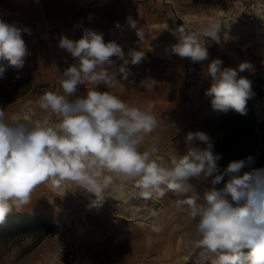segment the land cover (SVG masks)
Returning <instances> with one entry per match:
<instances>
[{
	"label": "rangeland",
	"instance_id": "rangeland-1",
	"mask_svg": "<svg viewBox=\"0 0 264 264\" xmlns=\"http://www.w3.org/2000/svg\"><path fill=\"white\" fill-rule=\"evenodd\" d=\"M251 1L258 2L254 11L246 8ZM128 17L142 29V40L127 23ZM0 20L29 30L22 32L28 50L23 67L0 60L4 68L0 73V109L9 122L22 119L34 124L45 115L59 122L58 116L43 113L38 101L49 91L63 94L58 79L65 68L77 61L59 47V39L63 36L78 40L86 29L103 34L106 43L115 41L121 45L126 59L130 50L144 52L139 64L127 65V79L117 72L113 87L101 84L97 89L110 91L156 117L158 127L141 143L140 150L149 146L152 137L157 138L161 163L167 164L175 154H185L190 146L205 148L206 144L199 140L186 142L188 132L202 131L209 139H221L227 134L224 129L209 128L203 123L207 117L222 113L212 109L211 97L205 94L213 83L208 73L213 60L222 61V70L235 69L238 77L251 81L253 112L256 117L264 113V0H0ZM210 20L221 24L220 41L204 38L208 59L198 62L201 84L192 85L185 77L189 58L171 50L178 43L174 32L182 25L196 30ZM112 60L116 69L123 64L116 57ZM243 62H248L251 69L239 71ZM149 80L155 84L146 88L142 82ZM93 87L80 85L69 98L84 96ZM190 89L197 94L195 110L188 102ZM249 137L256 141L249 164L264 166V129L257 125L254 132L233 135L237 142L213 146L214 154L221 156L217 163L242 160L236 155ZM227 180L226 176L213 186L211 177L191 178V191L186 194L169 191L163 197L145 199L133 183L121 188L122 180L114 177V184L104 192L106 200L99 206H92L93 194L74 188L71 182H61L58 187L52 181L40 183L32 192L31 202L11 213L39 215L52 221L57 231L46 234L33 247V238L27 234L9 238L0 235V264H52L58 256L56 245L71 241L80 244L83 257L93 264H204L205 259L211 264L212 254L204 257L202 250L192 247L195 222L176 207V201L187 196H197L202 201L206 191L222 189ZM114 189L124 190L126 195L114 198L110 204L108 199Z\"/></svg>",
	"mask_w": 264,
	"mask_h": 264
},
{
	"label": "clouds",
	"instance_id": "clouds-1",
	"mask_svg": "<svg viewBox=\"0 0 264 264\" xmlns=\"http://www.w3.org/2000/svg\"><path fill=\"white\" fill-rule=\"evenodd\" d=\"M127 23L142 40L137 21L128 17ZM28 31L0 20V60L23 67L28 50L22 32ZM220 31L221 24L214 20L196 30L182 25L174 32L178 43L171 50L193 62L204 61L208 59L204 38L219 43ZM59 47L77 62L65 68L58 79L63 94L49 91L38 101L39 109L58 116L59 122L46 115L34 124L22 119L9 122L0 109V224L13 209L19 211L28 205L34 188L46 181L57 187L61 182H71L74 188L93 194L92 206H99L114 177L122 180L121 188L133 183L143 198L150 199L169 191L190 192L191 178L211 177L214 186L227 176L224 187L206 191L202 201L197 196L176 201V207L195 222L196 238L191 245L202 250L204 257L212 254L211 264H264V169L239 175L246 162H252L249 156L230 162L220 172L217 161L221 156L214 154L209 137L202 131L188 132L185 139L189 144L199 140L207 147L190 146L185 154H175L167 164L161 163L157 138L152 137L149 146L140 150L141 143L158 127L156 117L110 91L97 89L101 84L113 87L117 72L127 79V65L139 64L144 52L130 50L126 59L121 45L106 43L103 34L88 29L78 40L62 36ZM112 57L123 61L118 69ZM221 64L216 59L208 65L213 83L205 94L211 97L214 111L226 113L231 109L244 115L252 93L251 81L238 77L235 69L222 70ZM251 67L248 62L238 66L241 72ZM3 71L0 67V73ZM142 83L146 88L155 84L151 80ZM85 84L94 87L84 96L69 98Z\"/></svg>",
	"mask_w": 264,
	"mask_h": 264
},
{
	"label": "trees",
	"instance_id": "trees-1",
	"mask_svg": "<svg viewBox=\"0 0 264 264\" xmlns=\"http://www.w3.org/2000/svg\"><path fill=\"white\" fill-rule=\"evenodd\" d=\"M250 101L251 97L247 101L246 114L244 115H241L230 109L226 113H217L213 116L207 117L204 120L203 123L208 125L209 128L224 129L227 131V134L223 135L221 139H209V142L213 146L221 147L232 142H237V140L232 138L233 135L240 133V131L247 133L254 132L255 125H257L260 129H264V113L256 117ZM255 145L256 141L254 140V137H249L248 141L245 142L244 146L242 147L240 153L236 155V158L246 160V155H249L253 158ZM205 147H207V145ZM229 163H217V167L220 170L225 166L227 167ZM246 164V167H242L240 169V173L244 174L246 172L252 171L253 169H264V166L252 167L251 164L247 162ZM56 231L57 227L52 221L39 215L29 214L26 212L9 213L5 221L0 224V235L2 236L5 235L8 238L23 234L31 236L33 241L30 247L35 246L46 234H52Z\"/></svg>",
	"mask_w": 264,
	"mask_h": 264
},
{
	"label": "built area",
	"instance_id": "built-area-1",
	"mask_svg": "<svg viewBox=\"0 0 264 264\" xmlns=\"http://www.w3.org/2000/svg\"><path fill=\"white\" fill-rule=\"evenodd\" d=\"M248 10L254 11L258 8L257 1H251L246 4ZM200 66L198 62H193L190 58L188 59L185 66V77L186 80L192 85H200ZM188 102L192 110H195L198 106L197 94L193 89L189 90ZM56 251L58 256L53 260L52 264H93L90 260L86 259L82 255V248L76 241L62 243L56 245Z\"/></svg>",
	"mask_w": 264,
	"mask_h": 264
},
{
	"label": "bare ground",
	"instance_id": "bare-ground-1",
	"mask_svg": "<svg viewBox=\"0 0 264 264\" xmlns=\"http://www.w3.org/2000/svg\"><path fill=\"white\" fill-rule=\"evenodd\" d=\"M117 187V186H116ZM129 189V188H128ZM115 190V189H114ZM111 193V192H110ZM114 194H112L111 196H110V198L108 199V202L110 203V204H112V202H113V199L114 198H119V199H123V197L126 195L125 193H124V190H123V192L122 191H120L119 189H117V190H115V192H113ZM90 195V194H89ZM133 195V194H132ZM131 195V196H132ZM138 195V194H137ZM130 196V195H129ZM135 196V195H134ZM106 198V197H105ZM152 199V198H151ZM106 200V199H105ZM118 200V199H117ZM139 205V204H138ZM116 206V205H115ZM113 207V206H112ZM138 210V209H137ZM135 213H136V211H135ZM136 216V215H135ZM137 216H138V213H137ZM143 216V215H142ZM145 216V215H144ZM134 217V216H133ZM138 218V217H137ZM138 220V219H137ZM143 220V219H142ZM57 225L60 227V224L57 222Z\"/></svg>",
	"mask_w": 264,
	"mask_h": 264
}]
</instances>
